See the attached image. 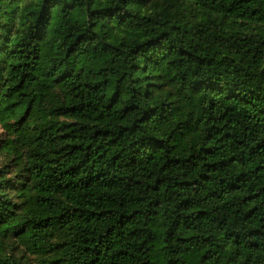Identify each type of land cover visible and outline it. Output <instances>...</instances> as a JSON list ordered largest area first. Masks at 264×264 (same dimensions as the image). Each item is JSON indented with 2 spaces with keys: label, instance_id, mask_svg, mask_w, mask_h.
Masks as SVG:
<instances>
[{
  "label": "trees",
  "instance_id": "16d2710c",
  "mask_svg": "<svg viewBox=\"0 0 264 264\" xmlns=\"http://www.w3.org/2000/svg\"><path fill=\"white\" fill-rule=\"evenodd\" d=\"M0 128V264H264V0H0Z\"/></svg>",
  "mask_w": 264,
  "mask_h": 264
},
{
  "label": "rangeland",
  "instance_id": "374dc122",
  "mask_svg": "<svg viewBox=\"0 0 264 264\" xmlns=\"http://www.w3.org/2000/svg\"><path fill=\"white\" fill-rule=\"evenodd\" d=\"M15 139L14 132L7 133L0 128V140L3 143H0V172L8 181L7 193L24 210L26 194L29 195L31 185L25 171L27 155ZM2 245L1 255L12 257L18 264H49L48 256L30 255L13 239L4 241Z\"/></svg>",
  "mask_w": 264,
  "mask_h": 264
}]
</instances>
